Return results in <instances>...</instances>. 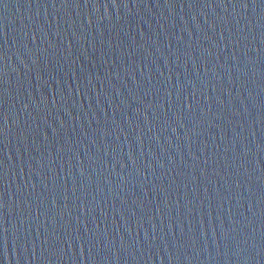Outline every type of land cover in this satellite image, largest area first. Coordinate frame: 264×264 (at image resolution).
<instances>
[{"label": "water", "instance_id": "obj_1", "mask_svg": "<svg viewBox=\"0 0 264 264\" xmlns=\"http://www.w3.org/2000/svg\"><path fill=\"white\" fill-rule=\"evenodd\" d=\"M0 264H264V0H0Z\"/></svg>", "mask_w": 264, "mask_h": 264}]
</instances>
